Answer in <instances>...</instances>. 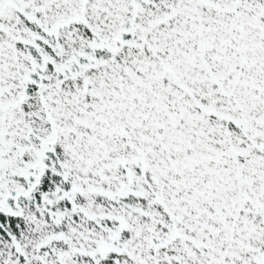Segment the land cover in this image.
<instances>
[{
    "label": "snow or ice",
    "instance_id": "snow-or-ice-1",
    "mask_svg": "<svg viewBox=\"0 0 264 264\" xmlns=\"http://www.w3.org/2000/svg\"><path fill=\"white\" fill-rule=\"evenodd\" d=\"M0 264H264V0H0Z\"/></svg>",
    "mask_w": 264,
    "mask_h": 264
}]
</instances>
